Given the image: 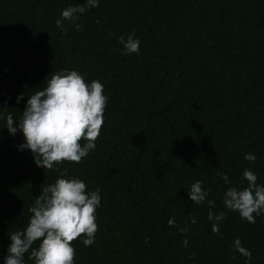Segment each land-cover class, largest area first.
I'll return each mask as SVG.
<instances>
[{"label": "trees", "instance_id": "trees-1", "mask_svg": "<svg viewBox=\"0 0 264 264\" xmlns=\"http://www.w3.org/2000/svg\"><path fill=\"white\" fill-rule=\"evenodd\" d=\"M83 2L0 0V264L9 234L64 169L101 190L95 240L73 241L74 264H264V213L249 223L223 203L228 188L247 186L246 168L264 185V0H99L65 20L66 32L57 27ZM130 34L138 54L119 42ZM60 70L99 80L108 104L95 149L48 170L19 148L23 133H9L6 117L18 125L28 97ZM197 180L214 206L190 200ZM210 210L226 214L219 233ZM30 251L24 264H35Z\"/></svg>", "mask_w": 264, "mask_h": 264}, {"label": "clouds", "instance_id": "clouds-1", "mask_svg": "<svg viewBox=\"0 0 264 264\" xmlns=\"http://www.w3.org/2000/svg\"><path fill=\"white\" fill-rule=\"evenodd\" d=\"M99 0H84L83 3L69 6L61 12L62 19L56 20L57 27L66 32L63 22H75L88 8L98 7ZM79 28L81 25L76 24ZM125 54L139 53L140 41L130 34L127 39L119 38ZM23 99V94L17 101ZM108 97L104 94V84L99 80L87 83L76 70H60L51 75L47 86L35 92L27 99L22 111V118L17 125L11 113L6 117V128L15 135L23 133L24 143L21 150L33 153L38 167L53 170L63 162L80 163L96 147L104 124V112ZM6 109L0 110L4 111ZM86 141L85 143H81ZM245 160L255 161L252 153L244 156ZM68 170L60 171L59 178L45 186L29 208L32 214L29 223L22 230L9 234L11 243L4 257V264H24L25 254L30 251L29 259L35 264H74L76 249L73 241L84 237L85 246H90L98 231L96 210L101 204V190L88 191L86 183L77 177H68ZM228 182V176L220 173ZM243 177L247 186L242 189L230 187L224 193L223 203L231 211L238 212L242 219L255 223V217L264 213V185L257 183V174L245 169ZM203 181L194 182L188 196L196 204L207 202L215 205V200H207L210 189L202 187ZM226 218L209 211L208 219L215 221L212 231L219 233V222ZM192 223L196 218L192 217ZM175 224L173 219L168 221ZM186 232L187 229H181ZM39 241L38 247H33ZM187 247L188 241L184 240ZM233 247L242 256L251 259V251L241 245L237 238ZM195 254H193L194 256Z\"/></svg>", "mask_w": 264, "mask_h": 264}]
</instances>
